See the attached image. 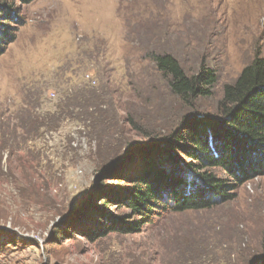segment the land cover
Listing matches in <instances>:
<instances>
[{
    "label": "rangeland",
    "instance_id": "374dc122",
    "mask_svg": "<svg viewBox=\"0 0 264 264\" xmlns=\"http://www.w3.org/2000/svg\"><path fill=\"white\" fill-rule=\"evenodd\" d=\"M0 37V264H264V174L212 209L94 238L81 232L94 216L115 221L127 212L104 201L126 193L122 172L139 158L136 150L118 165L124 144L152 140L128 130L109 154L106 135L98 153L83 125L48 121L72 93L80 105L70 109L84 117L92 96L112 100L121 121L152 128H175L193 111L215 113L223 85L264 57V0H0ZM151 53L172 54L189 74L202 63L214 69L211 95L184 106ZM86 74L98 79L95 88Z\"/></svg>",
    "mask_w": 264,
    "mask_h": 264
},
{
    "label": "trees",
    "instance_id": "16d2710c",
    "mask_svg": "<svg viewBox=\"0 0 264 264\" xmlns=\"http://www.w3.org/2000/svg\"><path fill=\"white\" fill-rule=\"evenodd\" d=\"M5 15L7 19L10 17L6 11ZM0 38L1 48L3 39ZM149 56L166 89L184 106L194 107L200 97L211 95L217 81L211 67L202 63L196 73L189 74L170 53H151ZM89 83L86 80V85L95 88ZM91 97L83 101L87 110H91L86 117L78 109H70L72 104L80 105L72 93L59 100L66 104L65 111L57 108V115L48 117V121L61 117L83 125L80 133L95 143L98 153L106 135L114 143L109 154L114 153L126 142L128 130L152 141L146 145H141L143 141H140L135 145V140L130 139L122 148V157L117 160L121 165L127 153L140 152L139 158L130 159L132 164L128 163L122 172L121 179L128 184L126 193L115 199L109 195L104 198L105 204L115 202L127 212L117 214L115 221L101 212L85 225L83 234L95 238L113 232L141 233L164 215L207 210L229 202L241 184L264 174V57L260 55L245 64L232 82L223 85L215 113L193 111L175 128L172 125L147 127L133 117L121 121L112 100L98 104ZM32 120L42 122L36 117ZM106 127L109 132H105ZM26 131L23 126L15 130L20 135ZM31 131L37 133L39 127L35 126ZM262 247L264 249V236ZM182 258L189 259L185 255Z\"/></svg>",
    "mask_w": 264,
    "mask_h": 264
},
{
    "label": "built area",
    "instance_id": "2783aa9c",
    "mask_svg": "<svg viewBox=\"0 0 264 264\" xmlns=\"http://www.w3.org/2000/svg\"><path fill=\"white\" fill-rule=\"evenodd\" d=\"M85 79L87 80V81H89L91 84H95L96 83V79H94L93 77H92V75H89V74H86L85 76Z\"/></svg>",
    "mask_w": 264,
    "mask_h": 264
},
{
    "label": "water",
    "instance_id": "95a60500",
    "mask_svg": "<svg viewBox=\"0 0 264 264\" xmlns=\"http://www.w3.org/2000/svg\"><path fill=\"white\" fill-rule=\"evenodd\" d=\"M130 150H131V149H130ZM255 261H256V260H255ZM255 261H254V262H255Z\"/></svg>",
    "mask_w": 264,
    "mask_h": 264
}]
</instances>
